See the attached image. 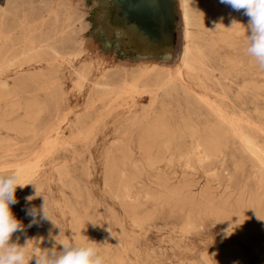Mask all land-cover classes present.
Returning <instances> with one entry per match:
<instances>
[{"label": "rangeland", "instance_id": "1", "mask_svg": "<svg viewBox=\"0 0 264 264\" xmlns=\"http://www.w3.org/2000/svg\"><path fill=\"white\" fill-rule=\"evenodd\" d=\"M49 1L0 0V62L40 42L64 58L44 54L0 74L8 86L0 101V176L19 172L31 183L17 187L10 206L21 223L10 243L27 245L28 264L76 236L96 243L105 264H264V186L234 143L220 160L201 163L177 130L168 159L153 168L139 151L141 124L163 114L177 126L189 107L200 129L236 119L264 144V70L246 53L249 18L204 0L228 12L220 19L206 17L207 7L198 11L205 17L198 40L209 55L198 79H182L187 94L151 97L160 66L175 70L184 45L179 0ZM143 26L152 46L140 42ZM112 170L132 178L130 198ZM188 180L192 201L165 196V185L185 190ZM207 186L213 196L200 193Z\"/></svg>", "mask_w": 264, "mask_h": 264}, {"label": "bare ground", "instance_id": "2", "mask_svg": "<svg viewBox=\"0 0 264 264\" xmlns=\"http://www.w3.org/2000/svg\"><path fill=\"white\" fill-rule=\"evenodd\" d=\"M48 2L50 3L49 0H48ZM29 3L27 4L28 7L30 6ZM40 3H42V2H40ZM46 3H47V1H46ZM46 3L44 1L43 4H46ZM179 3H180L181 19H182L183 26H184V31H183V33H184L183 34L184 35V45H183L182 50L178 56L177 66H175L176 67L175 70L170 71V69L172 67H170V69H168L166 67L167 64L163 65L162 67L160 66V68H162V69L159 71V73L157 75V80L154 79L155 82H157L156 85L154 84L155 86H157V89L155 91L150 90L151 92H146V94H148L151 97H158L160 95V93H163L166 97H170V96H174V95L178 96L180 94H187L188 93L184 83H182V79L186 76L189 79L197 80L198 79V73L197 72L199 69L198 65L200 63L206 62L208 60V56H209L207 53V49H205L204 46L201 45V40H198V34L199 33H198V31H196V28L202 26L201 24L204 21L202 19L205 18L202 15V13H199L198 11L202 10L203 7H205V8L207 7L208 10L206 12H208V14L206 15V17L220 18V19H223L224 17H226L227 12H228V9H227L228 5L227 6L226 5L225 6H223V5H206L204 3V0H179ZM13 5H15V4L13 3ZM25 5H26V3H25ZM37 7H39V9L41 8L40 6H38V4H37ZM33 8H32V10H33ZM58 8H59V6H58ZM5 9H6V7H4L3 10H1L0 14L2 13V15H3L5 13V11H4ZM36 9L39 11L38 8H36ZM38 11L36 13H38ZM28 12H29V10H28ZM41 12H44V14L46 13L44 10ZM48 12H50V11L48 10ZM44 14L42 13L43 16H44ZM51 18H52V16H51ZM234 19H235V17H234ZM49 21H51V20H49ZM180 24L182 25V23H180ZM47 27H48V25H47ZM226 29H227L228 33H231L233 31L234 27L229 26ZM41 30H42V28H41ZM68 30H71V29H68ZM1 31H2V33L4 32V30H1ZM50 31L51 30H49V32ZM56 32H57V30H56ZM74 32H75V30H74ZM139 32L144 34V37H145V39L140 40V42L141 43L147 42L150 46H152L154 38L151 37V35L148 33L149 29H147L146 26L145 27L143 26V27L139 28ZM63 34H64V32H63ZM227 34H225V35H227ZM57 37H59V36H57ZM70 38H73V37L70 36ZM55 40L57 41V39H55ZM59 40H60V38H59ZM61 40H63V37ZM44 54H47L56 60L57 59H62V60L64 59L62 53L60 51H58V49L53 44H44V43L40 42L38 44L36 43V44L30 45L27 49H25L21 53L13 56V58H11L5 62H0V74L5 72L12 64H16V63H23L24 64L25 62H29V61L31 62L35 59H38L40 56H42ZM144 57H146V55H144ZM161 62H163V61H161ZM143 63L145 64V62H143ZM146 64H147V62H146ZM44 70H46V69H44ZM156 72H157V70H156ZM30 73H32V72H30ZM49 73H52L51 70L49 71ZM55 73H57V75H59L58 72H55ZM155 73H154V75H155ZM114 74H112V75H114ZM80 76L82 77V75H80ZM201 83L203 84V82H201ZM96 85L98 87L102 86L104 88L110 87L108 85H102V84H96ZM154 85L151 84V86L155 87ZM7 87L8 86L6 85V83L0 84V101L3 98V91L5 89H8ZM120 91H122V90H120ZM184 98L186 100L185 96H184ZM154 99H156V98H154ZM13 104H15V102ZM5 105H7V104H5ZM16 106H18V105H16ZM189 106L190 105L188 104V106H186V107H189ZM189 108H188V110L186 109L187 110V112L185 111L186 114L184 113V116L182 117L180 124L177 126H174L171 123V121L166 116H164L163 114L162 115L161 114L160 115L155 114L156 116H154L152 118L151 122L146 123V124L145 123L141 124L142 125L141 128H142L143 132H142V137L139 141V151H140V154L142 155V157L144 158L146 166H148L149 168H153V167L161 164L162 162H164L166 159H168V154L171 150L173 142L177 139V135L180 132L183 136H186V137L191 139L192 144L194 145V148L198 154V159L201 163H209V162H214V161L220 160L222 155H223V149L225 147L224 145L231 141L232 143H234L236 145V148H237L238 152L240 153V155L244 159H248L250 161V163L252 164V168L254 170V174L258 178V181L260 182V184L264 186V144L263 143H262L263 145L258 144V142H257L258 140L255 136L256 134L253 135L252 132H249L247 130V128L245 127L246 124L244 126L241 121L236 120V119H228V118L217 119L214 121H208L207 123L204 124V126L201 125L203 127V129H200V125L197 124V122H195V120H193L192 115L194 113H192L193 112L192 109L190 110ZM193 109H195V108H193ZM147 110H148V108H147ZM142 111H144V109H142ZM196 112H197V109H196ZM144 116H145V114H144ZM145 121H147V120H145ZM0 125H2V121H0ZM177 130L179 132H177ZM116 142H118V141H116ZM224 160H226V159L224 158ZM111 174L114 177H116V179L118 181H124L126 183V186H124V189H123L124 195L126 198H130L131 197L130 196V194H131L130 186L132 183V178L125 179L124 174H122V173L120 174L119 172L114 171V170H112ZM160 180L165 181L166 179H165V177H161ZM185 184H188V187L185 190H183L184 189L183 184L178 185L175 188L174 187L170 188V187L165 185V187H164L165 196H190L189 200L192 201L193 197H191V196H195V194H193L191 192L189 180L187 182H185ZM200 193L203 194V196H213L211 191H210V187H208V186L205 187L203 190H201ZM130 209H131V207H130Z\"/></svg>", "mask_w": 264, "mask_h": 264}, {"label": "clouds", "instance_id": "3", "mask_svg": "<svg viewBox=\"0 0 264 264\" xmlns=\"http://www.w3.org/2000/svg\"><path fill=\"white\" fill-rule=\"evenodd\" d=\"M235 11L247 16L245 28L246 53L251 56L261 70H264V0H220ZM235 23V22H234ZM239 24V23H236ZM241 25V24H240ZM31 183H24L19 172L0 176V264H28V247L10 243L14 233L21 230L20 221L14 216L10 206L17 203L16 189ZM36 189V195L38 189ZM33 199L32 196L26 197ZM29 215L34 210H29ZM48 215L45 205V216ZM59 253H37L36 264H105V256L96 243L76 236L74 241L65 239ZM51 256V258H49Z\"/></svg>", "mask_w": 264, "mask_h": 264}, {"label": "crops", "instance_id": "4", "mask_svg": "<svg viewBox=\"0 0 264 264\" xmlns=\"http://www.w3.org/2000/svg\"><path fill=\"white\" fill-rule=\"evenodd\" d=\"M140 36L143 37V36H142V33H140Z\"/></svg>", "mask_w": 264, "mask_h": 264}]
</instances>
